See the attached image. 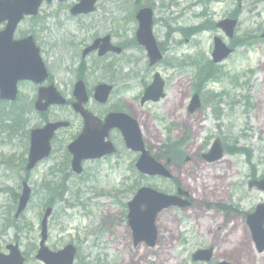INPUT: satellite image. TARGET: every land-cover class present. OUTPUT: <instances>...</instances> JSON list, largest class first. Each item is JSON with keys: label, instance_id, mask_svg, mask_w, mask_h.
I'll use <instances>...</instances> for the list:
<instances>
[{"label": "rangeland", "instance_id": "374dc122", "mask_svg": "<svg viewBox=\"0 0 264 264\" xmlns=\"http://www.w3.org/2000/svg\"><path fill=\"white\" fill-rule=\"evenodd\" d=\"M77 1L43 5L39 15L23 21L18 31L34 37L37 46L44 51L41 56L50 78L70 99V73L80 66L77 54L80 44L87 42L90 36L115 30L118 25L122 28H119L123 30L121 33H114L122 36V39H115V43L127 42L125 46L128 49L118 64L117 88L129 87L125 97L132 101L140 91V85L141 88L143 82L149 85L155 73L164 80L165 99L140 108L137 121L144 141L154 154L160 152L157 150L166 138L170 136L179 140L186 136L187 129L188 144L184 152L191 160L180 166L173 164L170 170L189 191L192 206L178 212L168 210L162 214L163 217L159 216L155 248L140 246L133 249L124 210L131 198V187L138 183L166 193L168 183L154 178L139 180L134 172H128L127 167L133 169L134 164L131 155L119 160L111 158L90 162L81 177L71 175L69 167L65 166V170L54 178L52 170L59 162L60 154L56 149L57 155L54 156L53 150L49 159L26 176L21 169L28 147L24 135L43 122L30 110L36 91L24 84L21 100L13 107L24 108L22 119L26 122L11 132L0 130V253L17 236L38 237L39 216L51 203V192L45 190L46 186H50L52 195L62 186L66 191L54 206L48 226L49 246L52 248L76 242L78 236L82 241L79 253L89 255L91 263H98L103 249L109 264H194L191 255L195 251L215 246L212 263L222 260L231 264H264V253L255 251L245 223L246 215L264 203L263 193L248 188L251 176H264V39L260 38L264 33V0H98L94 13L72 17L69 9ZM139 6L153 11V36L160 49H164L161 51L162 62L152 68L148 67L146 54L141 48H131L136 27L134 15ZM232 14L236 15L238 24L233 39L229 40L214 26L210 28V24L230 18ZM203 23H207L205 31L194 35L182 34L199 28ZM89 25L94 29L82 33ZM215 37L233 49L232 55L220 66H212L217 74L206 80L205 89L209 94L222 93L218 100L222 112L220 121L213 117L209 107L190 116L185 110L192 93L200 87L201 81L196 79L204 77L203 69L210 62ZM95 62L96 59L90 57L86 65L89 67ZM67 68H70L69 73L64 71ZM131 75L134 79L123 86L120 78ZM89 81L98 83L102 79L88 76ZM138 109L136 105L134 112ZM56 118L71 123L68 129L58 132L55 137L56 145L65 152L66 144L78 131L77 119L65 107L54 108L47 115L50 121ZM10 122L11 119H6L7 124ZM216 138L221 140L226 152L223 160L216 167L197 166L195 159L206 153ZM238 150L248 151V162L245 154H239ZM8 156L13 158L9 165H5L3 160ZM17 158L20 162L15 170ZM95 173L94 181L91 176ZM23 177H28L32 201L23 217L15 221L12 218L14 212L8 209ZM79 191L82 194L76 199ZM63 199L73 200L72 206L65 208ZM6 220L11 226L7 230L4 228ZM27 225L30 229L21 232L13 228ZM231 228L237 229L228 233ZM243 237L247 245L235 249ZM123 248L136 251L135 258L120 263L125 259ZM234 249L240 250L233 256L229 255ZM22 250L26 251L25 247Z\"/></svg>", "mask_w": 264, "mask_h": 264}, {"label": "water", "instance_id": "95a60500", "mask_svg": "<svg viewBox=\"0 0 264 264\" xmlns=\"http://www.w3.org/2000/svg\"><path fill=\"white\" fill-rule=\"evenodd\" d=\"M42 0H17L16 2H10V0H6L5 2H0V22L4 20H8V25L6 31L1 34L5 39H8L12 31L14 30L16 24L22 19L23 15H35L37 9ZM50 1V0H47ZM93 0H81V3L73 8L72 13H86L90 10ZM143 17V27L140 30L141 35H146L149 38V41L144 43L146 45V49L148 51V55L151 59L150 65L154 64L160 59V55L155 48L153 41L150 38V27H151V12L150 10H142L137 14V18ZM235 21H223L220 22L217 26L220 27L227 36L232 37V30L235 27ZM264 37V34L263 36ZM2 38V37H1ZM142 43V42H141ZM6 46V45H5ZM10 46H8L9 48ZM23 48L27 51V60H26V69L22 71V78L32 79V80H40L45 76L44 68L42 63L37 55V50L34 48L31 39H27L26 43H23ZM230 50L226 49L218 39H215V48L212 54L213 62L218 63L225 59L229 54ZM162 83L158 77L155 75L154 83L150 89L147 90V96L151 97L152 101H157L160 97H162ZM12 93L8 94L7 92H3L1 95L4 99H13L14 98V87L11 88ZM104 90H98L96 93V97H101V92ZM146 96V97H147ZM45 100L43 105H40L41 101ZM146 100V98L144 99ZM63 104L62 100H58V97L53 93L41 94L36 104V108L38 110H45L48 105L52 104ZM199 107L198 97L195 95L192 98L190 104V111H194ZM118 124V123H115ZM66 124H55V125H47L43 129L34 130L30 135V158H29V166L31 168L33 164L46 157L49 153V142L53 137L54 131L57 128L65 127ZM102 136L97 133H89L85 135H81L80 139L76 142V144L82 145L85 141H93L95 144L99 143V138ZM127 143V142H126ZM128 145L132 147L134 150H138L142 148V144L140 141L139 131L134 122H132V128H130V134H128ZM99 148V145H96ZM77 151V150H76ZM223 155V150L221 149L219 141H215L209 153L203 156V159L207 162H213L219 160ZM147 157V158H146ZM140 170L143 173H149L150 175H166L163 171L162 167L155 163L152 159H150L146 153L143 154L140 162H139ZM250 188L256 187L258 190L264 192V181L260 182H252ZM28 189H24L23 195L20 199V207L19 210L25 205L27 200ZM168 205L167 200L160 194L150 190V189H142L138 192L137 196L134 200L129 203L130 210V224L133 226L134 218L139 213L140 216V224H138V230L134 229V237L137 235L139 240L145 239L147 244L152 246L155 240V232L152 227V222L156 211L161 210L162 208ZM186 204H184L185 206ZM144 207V212L140 211V208ZM142 217V218H141ZM247 224L251 230L252 240L255 244L257 251L260 253L264 250V230L262 228L264 224V205H259L255 209V213L247 217ZM138 231V232H137ZM73 251L71 250V253ZM72 254H69L66 258V262L62 264H71L72 262ZM211 250L207 251H198L193 255V261H201L208 262L210 260ZM14 262L11 261L10 264ZM226 264V263H220Z\"/></svg>", "mask_w": 264, "mask_h": 264}, {"label": "flooded vegetation", "instance_id": "af4514ba", "mask_svg": "<svg viewBox=\"0 0 264 264\" xmlns=\"http://www.w3.org/2000/svg\"><path fill=\"white\" fill-rule=\"evenodd\" d=\"M136 29H137V26L135 27L133 37L135 36ZM107 35L111 38V40H113L114 38H122L120 35H112V34H106V35H103V36L105 37ZM23 37L24 36H23L22 32H20V31H18L16 33V35H15L16 39H22ZM95 37L96 36H93L84 47L82 45L81 49L83 50L88 45H90V43H92L93 40L97 39ZM83 43H85V42H83ZM118 47H120V49L122 50L121 53L119 54L120 56L119 55H114L113 53H108L102 58L98 57L99 60H104V61L100 62V65H103V64H105V65H103L100 68V71L98 72L97 76H98V78L107 79V81H109L108 84L112 87V91L110 90V93H109L110 96L108 95L106 101L104 103H102V104H98L95 101L94 102L93 101H88L86 103V105H85V108L94 117H96L98 120H100L102 122L104 121V119L106 118L107 115L112 114V113H124V114H127V115L131 116L132 118H134L137 121L138 120L137 118L140 116V114L138 113L140 108L152 104L151 102L145 103L143 105L140 104V98L142 97V95H143V93L145 91V88L148 86L145 82H143L142 88H141V85H140V91L138 92L139 95L137 94L138 96L136 95L135 98L132 101L128 100L125 97L126 93L130 89L129 87L117 88V83L114 80L113 76H115V75L116 76H120L119 73H118L119 68H118L117 62L120 61L121 58L127 52L126 51L127 47H125L124 44H121ZM134 49H138V47L134 48ZM161 50L164 51L163 48H161ZM41 53L43 54L44 51L41 50ZM96 56H97V52H91L87 56V58L88 57L89 58L90 57H94L96 59ZM65 70H69V68H67ZM91 72H93V71H91ZM106 75H110L111 77L107 78ZM86 76H87V72H85L84 70L81 69V71H77L76 72V75H74L72 73V82L77 81L79 78L85 79ZM121 78H120V81L122 82L123 86L124 85L126 86V83H127L128 80L134 79V77L132 75L128 76V77H125V78H123V77H121ZM51 82L54 83V79H52ZM56 85H58V84L56 83ZM156 103H158V102H156ZM67 104H68L67 108L70 110L69 106H70L71 102H67ZM136 105L139 107V109L134 112V108H135ZM185 110L187 111V107L185 108ZM72 114H73V117H75L77 119V121H75V122L77 123L78 131H81V129H82V121H81L80 117H78L74 113H72ZM187 114H189V116H190L193 113H189L187 111ZM66 122H68V121H66ZM70 124L71 123H69V126H70ZM78 131L76 132L75 136L78 134ZM187 132L188 131L185 128L186 136H187ZM186 136L181 137L179 140L172 138L170 141L166 142V145H165V147H164L162 152H161L160 147L157 150V151L160 150V152L157 153L156 155H158L160 157V161H164L163 165L166 167V169L170 173V176H172L171 179H164L166 182L169 183L168 184V190H167V194H169V195H176L177 189L179 187H181L184 190H186L185 187H183L178 182V180L176 179V177L173 175V173L170 170V166L173 165V164H176V165L180 166L181 163L187 164L191 160L190 158L186 157L185 152H184V149L186 148V146L188 144V138H186ZM72 140L70 142H72ZM107 141H109L110 144L112 145V148L114 149V153H112L109 156L103 157L102 158L103 160H106V159H109V158H113L115 160H118L120 158H125L127 155H131L133 157L134 165H135L136 161L138 160V158L140 156V153H138V152H130V151H128L126 149V145H125V143L123 141V138L121 136L120 131H118L117 129L109 130L108 131V136L104 139V143H106ZM70 142H68L66 144V147L68 146V144ZM144 144H145L146 149L149 151L150 155L154 156L155 155L154 152L151 151V149L147 146L145 141H144ZM110 148L111 147H107L106 145L103 147L104 150H108ZM56 149H58L60 151V154H59V159H57V160H59V162H57L54 165V174H58V173L62 172L63 170H65V166L68 167V165H69V168H70V163H69V160H68V156L67 155L64 156V154H62L64 152L62 151V149L60 147L58 148V145H56V143L54 141V153L56 152ZM55 155H57V153H55L54 156ZM201 156H202V154L198 157V159H195V161L197 162V166L198 165H200V166L201 165H208V166H213L214 165V167H216V166L219 165L218 163L220 162V160L216 161V162H213V163H207V162H203V160L201 159ZM154 158L156 159V157H154ZM23 163L26 165V159L23 161ZM23 163L21 164V167L24 169V164ZM127 171L128 172H134L135 175L137 174L136 166H135V170L132 169L131 166H128L127 167ZM132 190H133V187H132ZM187 192L189 193V191H187ZM190 199L191 198H190V194H189L188 195V200L190 202V207H187V208L186 207L185 208L182 207L180 209H185V210L190 209L191 206H192ZM179 211H181V210H179ZM14 243L18 244L19 247H24V243H21L20 240H15ZM7 246L8 245L5 246L3 252L5 254H10L12 252V250L10 248H8ZM132 246H133V249H136V248H138L139 245L138 244L134 245L133 242H132ZM209 247L213 248V254H214L215 253V249H216L215 246H209ZM104 251L105 250L102 249V252H101L102 254H101L97 264H109L108 260L107 261L105 260V258L107 256L104 253ZM36 252H37V246L36 247H31L30 246L29 251L26 252L28 255L26 253L23 254L21 252V255H23V264H30V261L37 262L35 260ZM129 252H130L131 255L127 254V258L129 256V261H131V259L135 258V253L134 252H136V251L130 250V248H129ZM122 253H124V249L122 250ZM31 256H32V258H31ZM88 260H89V257H86V255L85 256H80L79 254H77L76 257H75V263L74 264H93V263H87ZM123 262L125 263L127 261L124 260V259H121L120 263H123ZM132 262H134V261H132Z\"/></svg>", "mask_w": 264, "mask_h": 264}, {"label": "bare ground", "instance_id": "6f19581e", "mask_svg": "<svg viewBox=\"0 0 264 264\" xmlns=\"http://www.w3.org/2000/svg\"><path fill=\"white\" fill-rule=\"evenodd\" d=\"M241 228H242V227H239V229H241ZM236 229H237V228H234V229L231 228V229L229 230L228 233H230V232H232V231L234 232ZM241 231H242V233L244 232V230H241ZM225 237H226V235L224 236V238H225ZM237 245H238V246H237L235 249H238V248L243 247L244 245H245V246L247 245V243H245V239H244V237L241 238L240 242H239ZM240 246H241V247H240ZM235 249H234V251H233L231 254H229V255H232V254L235 255V254L238 253L237 251L240 250V249H239V250H236V251H235ZM248 254H250V253H248ZM233 255H232V256H233ZM168 260H169V258H168ZM166 262H167V260H166ZM168 264H169V263H168Z\"/></svg>", "mask_w": 264, "mask_h": 264}, {"label": "trees", "instance_id": "16d2710c", "mask_svg": "<svg viewBox=\"0 0 264 264\" xmlns=\"http://www.w3.org/2000/svg\"><path fill=\"white\" fill-rule=\"evenodd\" d=\"M208 77H212V74H208V75L206 76V78H208Z\"/></svg>", "mask_w": 264, "mask_h": 264}]
</instances>
